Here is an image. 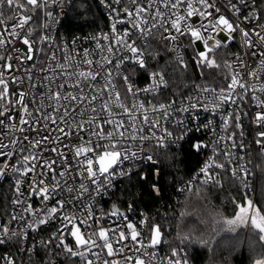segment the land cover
<instances>
[{
  "label": "snow or ice",
  "instance_id": "snow-or-ice-1",
  "mask_svg": "<svg viewBox=\"0 0 264 264\" xmlns=\"http://www.w3.org/2000/svg\"><path fill=\"white\" fill-rule=\"evenodd\" d=\"M61 2L0 0L3 29L0 31V182L11 180L13 205L9 220L0 223V246L23 245L30 233H39L56 223V231L47 241H34L30 248L21 247L19 251L31 256L36 248L46 249L50 256L47 264H55L56 256L61 253L79 258L82 264H189L179 247L172 248L165 257L159 256L157 249L169 243L163 239L159 224L153 222L149 228V218L145 216L138 222V230L127 213L115 205L110 212L97 214L94 200L113 187L115 179L130 175L132 168L123 165L125 161L140 160L141 142L147 144L155 139L158 146H164L155 131L145 135L146 129L159 128L161 118L171 122L180 113L195 112L189 119H198V108L220 114L221 130L225 133L217 136L214 143L195 145L197 150L211 147L212 151L199 170L203 176L200 184L222 187V175L230 172L231 179L239 183L245 194L239 202L232 200L235 214L233 218L222 217L223 223L231 232L240 227L251 228L264 241V205L258 206L247 192L249 170L239 163L241 157L231 151L246 147L242 120L248 114L240 105L249 101L259 109L253 123L262 131L257 133L254 143L264 151V3L261 0H224L223 3L221 0H104L113 21L110 32L94 37L95 50L84 49L77 64L73 53L68 51L64 52L63 62L57 58L59 46L48 34L49 23L42 25L43 35L34 34L31 27L25 28L33 17L23 12L29 8L33 12L47 9ZM5 6L14 10L7 18L3 12ZM16 12L21 13L18 19ZM45 17L55 22L51 11H46ZM9 21H13L10 27ZM121 24L127 27L120 29ZM237 35L240 47L246 50L244 55L237 54L219 63L216 53L230 48ZM153 40L172 53L183 71L194 65V73L202 76L205 70L212 74L226 69L223 77L226 85L219 89L195 85L198 93L208 96L198 94L194 98L183 93L179 101L172 99L159 104L141 101L142 95L155 98L169 88L162 68L149 66V57L159 63ZM17 43L25 47H17ZM189 50L191 56L186 59ZM94 54L99 56L98 60L92 59ZM93 64L98 70L93 69ZM128 67L148 74L149 85L137 88ZM18 71L20 75L16 74ZM117 78L122 81L125 99L131 97L130 104L122 100L115 83ZM69 81L74 91L66 92ZM225 105L231 111H222ZM106 125L110 126L107 132ZM184 125V119L175 121L176 127L187 131ZM203 128L215 134L214 120H207ZM172 135L166 131L164 139ZM225 140L231 143L218 151L217 145ZM221 155L224 160L219 159ZM143 158L156 163L147 153ZM225 161L235 166L228 168ZM199 190V187L195 189L197 193ZM154 191L158 193L159 188L154 187ZM181 191L193 189L185 186ZM34 199L38 207H34ZM132 211L129 204L128 212ZM109 218H114L111 224L102 223ZM69 236L74 243L67 242ZM179 239L184 243L187 238ZM56 248L60 249L59 253L54 251ZM0 264L17 262L7 255L0 257Z\"/></svg>",
  "mask_w": 264,
  "mask_h": 264
},
{
  "label": "built area",
  "instance_id": "built-area-1",
  "mask_svg": "<svg viewBox=\"0 0 264 264\" xmlns=\"http://www.w3.org/2000/svg\"><path fill=\"white\" fill-rule=\"evenodd\" d=\"M77 0H62L61 3L51 5L47 9H40L35 12L31 11L30 8L28 11L23 12V15H30L33 17V19L30 21L29 25H26L25 28L31 27L33 29L34 34L36 35H43L45 33V29L42 27L45 23L50 24V28L47 30L48 34L52 36L56 44L59 46L56 49V55L57 58L60 59L63 62V56L64 52L68 51L70 53H73V59L76 60L77 64L80 61V58L83 55L84 49L89 50H95L96 48V41L93 39L94 37H102L103 34H108L110 32V27L112 21V16L109 13V10L105 7L104 0H90L91 3L97 8V10L101 13V19H98L95 21L94 26L92 27V30L90 31H69L66 28V18L71 12L72 8L74 7V3ZM18 2H22V0H18ZM224 0H221V3H223ZM262 3H264V0H261ZM119 7V6H117ZM14 10H9L7 6L4 7L3 12L5 18H7L9 15L13 14ZM51 11L53 13V16L55 18V22H52L45 17V12ZM15 15L17 16V19L21 15L20 12H16ZM264 22V21H262ZM11 23L13 21H9L8 26H11ZM120 29H124L127 27V25H119ZM3 29L0 28V31ZM19 31V29H18ZM221 39H224L223 36L219 37ZM239 36L236 37V42L233 43L230 48L228 49H220L225 54L226 59L230 60L235 55L240 54L244 55L245 49L241 48L239 45ZM102 43L106 44L107 41H102ZM184 44L187 45V40L184 41ZM17 47H25L22 44L17 43ZM199 46V45H197ZM10 51V49H9ZM47 51V48H46ZM188 56H191V51L189 50L186 56V59ZM42 59V57H40ZM92 59L98 60V55H93ZM225 59V60H226ZM245 59H248V57H245ZM2 63V61H0ZM14 63H17L14 61ZM32 62L29 61L28 64L30 65ZM258 63V61H256ZM255 66V65H253ZM93 69L98 70L97 66L93 64ZM194 65L191 67L192 74L194 77V82L191 84L188 94L192 95L194 98L196 95H202V96H208V94L204 93H198L195 85L199 84L202 86L207 87H216L217 89L224 87L227 83L225 81L221 84H202L201 76L194 73ZM72 69H69L71 71ZM135 74L133 75V73ZM128 73L132 75V79L135 82V86L137 88H144L147 87L150 83L149 76L146 73L139 72L138 69H133L132 67H128ZM17 75H20L21 73L18 71L16 73ZM167 78V77H166ZM264 79V77H262ZM72 81H69V86L65 88V91H74L70 84ZM115 83L117 84L118 89L121 92V98L122 100H125L126 103H131L132 99L131 97H128L125 99V90L123 87H121L122 81L117 78L115 80ZM42 91V89H41ZM181 95H172V93L168 89H165L163 91V95H157L155 98L152 96H141L139 99L141 101L147 100L151 101L152 103L159 104V103H167L169 100L177 99L179 101V98H181ZM211 97L209 96V99ZM99 101H97V104ZM243 112H246L248 115L246 118H243L242 120V128L244 132L243 140L246 144V147L244 148H232L231 151L234 153V155L241 157L239 163L246 165L248 168V173H246L248 182H249V188L247 190L248 193L252 192L253 186L255 184L256 177L259 172V168L261 165V161L264 160V151H261L260 146L254 143V141L258 138L257 133L262 131L255 123H253V119L255 116V113L259 110L255 106L251 105V102L247 105H240ZM196 111L199 112V118L198 119H189L190 116H195V112L192 113H180L177 114L171 122H169L165 118H161V126L156 129H146L145 135H149L152 131H155L156 136L160 137V143L164 144L163 147L158 146L157 140L153 139L151 142H148L145 144V142H141L140 147L143 148V152L141 153V158L139 161H125L123 167L125 168H132V172L130 175H133L137 172H139L142 168L152 165L153 163H150L146 161L143 157L144 154L147 153L149 155L153 156V159L158 161V153L162 150H172V149H180L182 146H189L194 152L197 154V163L195 164L193 170L184 178L179 179L174 184V190L177 193H182L185 191H181V189L185 188V186L194 187L196 184H200V181L203 179L202 175H199V170L205 163V161L212 155L211 147L204 148L201 150H197L195 148L196 144H209V142H215L217 136H223L225 133L221 130V117L218 113H209L205 112L202 109L198 108ZM222 111H231V107L228 105H225L224 109ZM179 119L185 120L184 128L187 129V131H184V129L178 128L175 126V121ZM213 119L215 123V134L211 131H208L207 129L203 128V124L207 122V120ZM199 126V127H198ZM110 126H105V131H109ZM235 132H239V129H233ZM166 131L172 132V137H169L167 140L164 139ZM179 138V139H178ZM239 142V140L237 141ZM231 141L225 140L221 144L217 145L218 151H223L226 144H230ZM220 160H224V156L221 155L219 157ZM155 163V164H156ZM226 167L231 168L235 165H229L227 164V161H225ZM220 171V170H217ZM129 175V176H130ZM227 176L231 177L230 172L226 174ZM222 175L221 180L224 176ZM128 176V177H129ZM126 177L117 178L113 181V187H110L107 189V191L102 192V194L95 196V209L97 211V214H99L101 211L108 213L111 211L113 206L120 208L121 211L127 213L128 219L132 222L136 223V227L138 230H140L139 221L143 217H148L143 210L135 207L131 204L133 211L128 212L129 204L125 205L124 207H119L115 203V195L118 187L120 186L123 179ZM191 182V183H190ZM238 183V182H237ZM11 184L10 179H5L4 181L0 182V223L7 222L9 220L10 214L13 212V205H12V191L9 187ZM239 184V183H238ZM241 189V188H240ZM242 192L245 193L244 189H241ZM34 207H38L39 203L37 200H33ZM114 218L105 219L102 221L103 224L108 225L112 223V220ZM15 227L19 228L20 225L14 224ZM57 224H49L44 230L40 231L39 233H30L28 236L27 241L25 244L20 245L19 243H9L0 246V257H4L7 255H11L15 258L17 264H47V261L50 259V256L47 254V250L43 248H36L35 253L31 256H29L25 252L19 251L21 247L30 248L34 241L38 242L40 240L47 241L49 237L52 235L53 232L56 231ZM67 242L69 244L74 243L72 237H68ZM179 248L183 249L182 255L186 256L189 259V250L182 246H178ZM173 247H169L168 244H162L158 249V254L160 257H165L166 254H170V251ZM56 252H60V249L56 248L54 249ZM151 251V250H150ZM131 254V253H129ZM94 259V258H92ZM145 260H147V257H144ZM55 264H82V262L79 260V258L76 257H68L65 256L63 253L56 256L55 258ZM189 264H194L191 259H189Z\"/></svg>",
  "mask_w": 264,
  "mask_h": 264
},
{
  "label": "trees",
  "instance_id": "trees-1",
  "mask_svg": "<svg viewBox=\"0 0 264 264\" xmlns=\"http://www.w3.org/2000/svg\"><path fill=\"white\" fill-rule=\"evenodd\" d=\"M84 4L91 7V10L90 8L85 9ZM101 17V13L90 0H77L66 18L65 26L69 31H90L95 21L101 19ZM152 46L153 51L159 52V63L157 64L156 61L149 57L150 68H162L169 81V91L172 95L187 93L191 84L195 81L191 67L187 71H183L176 65L172 53L165 51L163 45L153 40ZM216 56L221 64L226 59L222 50H219ZM226 74V69L215 71L212 74L205 70L201 76L200 83H224L226 80L223 77ZM197 158V154L189 146L160 151L156 164L148 165L139 172L123 179L116 191L115 203L119 207H124L130 203L143 210L149 218V228L153 222L161 226L164 239L169 242L167 243L169 247L182 246L189 250V259L194 264H209L210 250L200 245L181 243L177 231V221L179 219H182V227L185 230L191 229L193 226L198 230H202L203 227L195 214H186L191 212V209L184 207V201L186 196L192 191L177 193L174 190L175 182L184 178L193 170L197 163ZM141 177L146 178L142 179ZM154 185L159 187L158 194L153 189ZM199 186H204L207 189V203L216 206L225 218H232L235 214L236 209L232 200L235 199L239 202L245 194L240 189L239 184L227 175L222 179V187H213L211 184H196L192 187L193 191ZM249 194L257 202L258 206L264 205V160L261 161L255 184ZM224 226L227 229V225L224 224ZM251 230V228L246 230L240 227L236 231L242 239H247ZM232 235L235 234L225 233L227 237ZM233 264H248L247 254L235 256Z\"/></svg>",
  "mask_w": 264,
  "mask_h": 264
},
{
  "label": "clouds",
  "instance_id": "clouds-1",
  "mask_svg": "<svg viewBox=\"0 0 264 264\" xmlns=\"http://www.w3.org/2000/svg\"><path fill=\"white\" fill-rule=\"evenodd\" d=\"M199 193L192 191L184 201V207L190 208L203 226L198 230L195 226L185 230L182 227V219L177 221V231L179 238L184 239L185 243L200 245L209 249V264H233L235 256L247 254L248 264H256L257 261H264V241L259 239V234L251 230L247 239H242L237 231L227 230L223 224L222 213L219 209L207 203L208 193L204 186H199ZM226 232L232 234L231 237L225 236Z\"/></svg>",
  "mask_w": 264,
  "mask_h": 264
},
{
  "label": "rangeland",
  "instance_id": "rangeland-1",
  "mask_svg": "<svg viewBox=\"0 0 264 264\" xmlns=\"http://www.w3.org/2000/svg\"><path fill=\"white\" fill-rule=\"evenodd\" d=\"M78 5V4H77ZM86 7V8H85ZM84 8L85 9H88V8H90V10H91V7H89L88 5L86 6L85 4H84ZM197 47H199V46H197ZM173 56V55H172ZM174 59V58H173ZM233 218V217H232ZM244 229H248V227H243ZM163 239H164V236H163Z\"/></svg>",
  "mask_w": 264,
  "mask_h": 264
},
{
  "label": "water",
  "instance_id": "water-1",
  "mask_svg": "<svg viewBox=\"0 0 264 264\" xmlns=\"http://www.w3.org/2000/svg\"><path fill=\"white\" fill-rule=\"evenodd\" d=\"M154 187H158V186L154 185V186H153V189H154ZM158 188H159V187H158ZM156 194H158V193L156 192Z\"/></svg>",
  "mask_w": 264,
  "mask_h": 264
}]
</instances>
